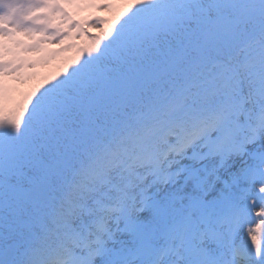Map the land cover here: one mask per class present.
Returning <instances> with one entry per match:
<instances>
[{
	"label": "snow or ice",
	"instance_id": "snow-or-ice-1",
	"mask_svg": "<svg viewBox=\"0 0 264 264\" xmlns=\"http://www.w3.org/2000/svg\"><path fill=\"white\" fill-rule=\"evenodd\" d=\"M0 264H264V0H0Z\"/></svg>",
	"mask_w": 264,
	"mask_h": 264
},
{
	"label": "rangeland",
	"instance_id": "rangeland-1",
	"mask_svg": "<svg viewBox=\"0 0 264 264\" xmlns=\"http://www.w3.org/2000/svg\"><path fill=\"white\" fill-rule=\"evenodd\" d=\"M89 15H90V13L88 14V16H89ZM97 15H100V16H106L107 13H97ZM77 18L80 19V18H83V17H81V15H80V16H78ZM92 34H96V30H95V29L92 30ZM49 47H55V46L53 45V46H49Z\"/></svg>",
	"mask_w": 264,
	"mask_h": 264
},
{
	"label": "trees",
	"instance_id": "trees-1",
	"mask_svg": "<svg viewBox=\"0 0 264 264\" xmlns=\"http://www.w3.org/2000/svg\"><path fill=\"white\" fill-rule=\"evenodd\" d=\"M88 12H83V13H81L80 15H81V17H87L88 16ZM109 14H107L106 16H108ZM69 55H71L70 53H69ZM52 69H42L41 71H43V72H48V71H51Z\"/></svg>",
	"mask_w": 264,
	"mask_h": 264
}]
</instances>
